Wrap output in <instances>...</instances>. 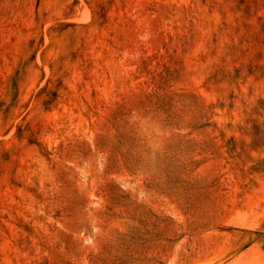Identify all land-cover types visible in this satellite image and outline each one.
<instances>
[{
    "label": "rangeland",
    "instance_id": "obj_1",
    "mask_svg": "<svg viewBox=\"0 0 264 264\" xmlns=\"http://www.w3.org/2000/svg\"><path fill=\"white\" fill-rule=\"evenodd\" d=\"M0 264H264V0H0Z\"/></svg>",
    "mask_w": 264,
    "mask_h": 264
}]
</instances>
